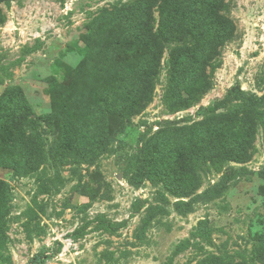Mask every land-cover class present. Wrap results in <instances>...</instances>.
I'll return each instance as SVG.
<instances>
[{
	"label": "trees",
	"instance_id": "trees-1",
	"mask_svg": "<svg viewBox=\"0 0 264 264\" xmlns=\"http://www.w3.org/2000/svg\"><path fill=\"white\" fill-rule=\"evenodd\" d=\"M12 1L0 0V25L6 19L3 6ZM227 6L226 0H131L101 8L85 24L81 59L74 65L55 60L60 75L45 79L50 111L37 114L16 92L0 101V167L15 179L34 174L48 159L55 165L95 161L152 101L162 70L165 111L197 105L214 86L223 46L236 36ZM195 116L164 120L154 131L148 127L122 156L127 183L161 186L160 198L168 201L164 191L172 195L181 215L220 197L230 181L246 174L243 164L255 154L259 132L264 139V90L248 92L237 82L212 105H198ZM231 162L242 165L223 172ZM210 173L221 175L199 191ZM259 175L264 181V170ZM258 187L264 192V182ZM12 198L9 182L0 178V240ZM206 224L200 220L192 237L209 241ZM253 242L250 261L207 253L196 264H264V218ZM49 258L40 250L29 264Z\"/></svg>",
	"mask_w": 264,
	"mask_h": 264
},
{
	"label": "rangeland",
	"instance_id": "rangeland-1",
	"mask_svg": "<svg viewBox=\"0 0 264 264\" xmlns=\"http://www.w3.org/2000/svg\"><path fill=\"white\" fill-rule=\"evenodd\" d=\"M131 0H15L3 6L6 19L0 25V101L16 92L26 97L37 114L51 110L45 79L54 72L55 60L74 65L81 59V35L85 24L101 8ZM226 13L236 25L235 38L221 51L214 72V86L195 106L168 113L161 100L162 70L152 101L132 118L111 148L93 162L51 159L27 177L11 178L0 167V178L13 192L0 240V264H29L30 257L45 250L44 264H196L207 253L252 259L253 234L264 218V139L255 141L256 152L243 164L247 172L230 181L224 193L207 203H196L181 215L175 198L164 191L165 202L151 181L140 187L127 183L123 174L125 153L136 146L140 132L154 131L164 120L195 116L198 105H212L226 90L239 83L248 92L264 90V0H226ZM167 57L165 51L162 64ZM229 163L223 172H229ZM220 173L204 178L202 188L216 182ZM202 219L207 221L209 241L193 238ZM81 230L74 238L71 234ZM200 242L193 245L192 242ZM187 240V244H182Z\"/></svg>",
	"mask_w": 264,
	"mask_h": 264
}]
</instances>
